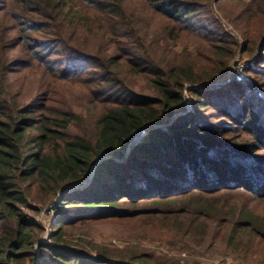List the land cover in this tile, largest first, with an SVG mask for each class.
Returning <instances> with one entry per match:
<instances>
[{
  "label": "trees",
  "instance_id": "16d2710c",
  "mask_svg": "<svg viewBox=\"0 0 264 264\" xmlns=\"http://www.w3.org/2000/svg\"><path fill=\"white\" fill-rule=\"evenodd\" d=\"M214 3L230 8L229 22L264 17V0H16L10 12L0 3V264H34L37 249L38 264H140L68 238L88 223L145 218L197 244L218 227L238 261L264 264V35L252 41L244 24L255 63L220 90L204 87L237 47ZM189 43L198 58L172 49ZM24 70L35 82H20ZM62 82L98 111L94 132L59 101ZM187 85H203L190 90L191 111ZM56 196L40 243L26 211Z\"/></svg>",
  "mask_w": 264,
  "mask_h": 264
},
{
  "label": "rangeland",
  "instance_id": "374dc122",
  "mask_svg": "<svg viewBox=\"0 0 264 264\" xmlns=\"http://www.w3.org/2000/svg\"><path fill=\"white\" fill-rule=\"evenodd\" d=\"M4 2L5 5L2 9L8 10L9 7L16 3V0H0V3ZM212 9L214 15L219 18L226 29L237 41L236 53L232 59L228 70L225 75L214 83H207L204 87L220 90L223 85L233 83V81L243 77V70L252 66L255 63L256 57L259 55L260 49L257 48L255 53L244 54L246 49V42L241 29L246 24L248 36L252 41L257 42L262 35H264V17H246L232 19L231 22L226 20V16H229L230 8L228 6H219V4H213ZM10 12V10H8ZM213 15V16H214ZM247 22V23H245ZM16 37V33L12 35ZM257 45H255L256 47ZM172 49L175 52L187 56L190 55L198 58L199 50L197 44L189 43L173 46ZM13 50H9L8 54L10 58L14 59ZM205 72L213 73L210 70V65L205 62ZM19 69V67L17 68ZM210 70V71H208ZM17 71V70H14ZM35 71L24 70L20 76L27 75L20 82L24 83L31 80L35 82L32 75ZM210 75V74H208ZM214 76V74H211ZM62 94L59 101L64 104L66 108H72L84 116L90 117L88 121L85 117L83 121H79L78 124L88 122L86 126L90 127V130L94 132L95 124L94 119L97 116V110L91 105H88L89 98L84 97L85 92L77 85H72L67 82L58 84ZM149 87L148 81L145 79L136 80V89L144 90L147 92ZM203 85L199 86H186L184 96L186 97V110L192 109V94L190 90L202 89ZM64 93V94H63ZM88 95V94H87ZM85 126V125H84ZM89 130V129H86ZM95 167V165L93 166ZM92 172L90 176H92ZM85 183V181H83ZM77 186H75V189ZM40 196L39 192L34 191L33 197ZM59 196L52 199L50 204L40 206L39 201H36L34 205L40 207L38 211H26L30 217H33L36 221L42 225V236L40 243H46L48 235L51 231L52 220L51 216L55 215V208L53 204L57 203ZM264 210V207L260 210ZM259 210V211H260ZM260 211V212H261ZM259 212V213H260ZM148 219H136L131 221H104L98 223H88L81 225L72 231L69 239L71 245L83 249L93 255H105L107 257L123 260L126 263H140V264H242L233 255L231 250L227 247L225 240L218 227H213L209 236L205 237L200 244L192 242L189 238L175 236L173 233L164 234L161 233L164 229L161 224L155 223L149 225ZM212 225V224H211ZM167 232V231H166ZM161 235V236H160ZM40 251L37 249V257L34 264H38Z\"/></svg>",
  "mask_w": 264,
  "mask_h": 264
},
{
  "label": "built area",
  "instance_id": "2783aa9c",
  "mask_svg": "<svg viewBox=\"0 0 264 264\" xmlns=\"http://www.w3.org/2000/svg\"><path fill=\"white\" fill-rule=\"evenodd\" d=\"M147 134H148V131L147 130L141 131V133L136 138V141H140V140L144 139L147 136Z\"/></svg>",
  "mask_w": 264,
  "mask_h": 264
}]
</instances>
